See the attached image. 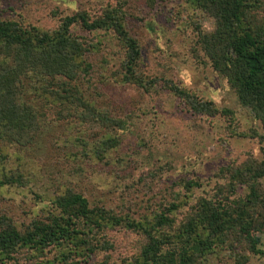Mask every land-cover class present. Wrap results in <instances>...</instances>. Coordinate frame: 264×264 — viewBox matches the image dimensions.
I'll return each instance as SVG.
<instances>
[{
    "label": "rangeland",
    "instance_id": "374dc122",
    "mask_svg": "<svg viewBox=\"0 0 264 264\" xmlns=\"http://www.w3.org/2000/svg\"><path fill=\"white\" fill-rule=\"evenodd\" d=\"M247 5L244 23L264 42V0ZM107 7L123 13V28L138 47L134 76L152 88L124 80V54L109 32L79 27L71 33L89 49L88 65L69 84L82 105L54 97L56 84L49 83L50 92L42 82L22 80V70L14 73L17 96L34 113L36 135L26 146L0 141V217L20 228L70 190L92 207L166 235L185 225L199 198L233 206L245 201L249 188L264 197V176H256L264 130L227 75L198 48V35L215 28L206 12L186 0H0V21L50 32L63 17L84 12L94 18ZM99 112L120 119L122 128L96 120ZM12 175L22 180L5 181ZM254 206L251 230L259 229L264 245V201ZM96 234L95 251L66 264H131L145 243L142 230L123 224ZM53 254L25 251L14 260L57 264ZM198 257L197 264H264L263 257L248 256L235 231Z\"/></svg>",
    "mask_w": 264,
    "mask_h": 264
},
{
    "label": "trees",
    "instance_id": "16d2710c",
    "mask_svg": "<svg viewBox=\"0 0 264 264\" xmlns=\"http://www.w3.org/2000/svg\"><path fill=\"white\" fill-rule=\"evenodd\" d=\"M186 1L215 21L210 35H198V48L213 69L227 75L240 102L250 108L264 130V42L244 23L248 0ZM122 21L123 13L114 7H107L94 18H89L84 12L63 17L58 27L50 32L23 27L9 20L0 21V141L26 146L32 144L36 135L34 113L30 106L19 100L18 89L13 85L14 73L20 70L22 80L42 82L50 92L49 83L56 84L54 97L65 100L64 103L83 104L80 99L76 100L78 91L69 83L85 74L88 64L84 54L89 49L81 41L77 42L71 33L73 27L87 33L109 32L124 54V80L143 86L145 90L151 89L150 81L145 85L141 78L134 76L138 47L124 30ZM100 114L94 113L96 120L112 122L122 128L120 119H108ZM261 140L264 141V136ZM260 165L257 177L264 176V161ZM253 179H256L255 176ZM8 180L18 183L22 177L12 175L9 179L5 178V181ZM263 201L262 194L252 188L248 189L244 202L233 206L221 200L199 198L193 204L194 211L187 216L185 225L172 234L156 235L149 223L125 222L102 207L90 206L80 194L68 190L50 200V209L44 211L41 218L29 221L20 228L9 219L0 217V264H18L14 258L20 252L39 251L43 254L50 250L56 252L53 262L66 264L67 259L77 257L81 252L87 257L95 251L97 243H100L95 238L96 233L122 224L139 228L145 238L131 264H197L198 256L209 255L213 243L225 242L231 231L237 232L240 239L242 237L248 256L264 258V245L260 244L256 235L260 234L259 229L251 230L254 205ZM248 208L252 210L247 212L245 209ZM164 218L163 222L160 221L163 225L167 222Z\"/></svg>",
    "mask_w": 264,
    "mask_h": 264
}]
</instances>
